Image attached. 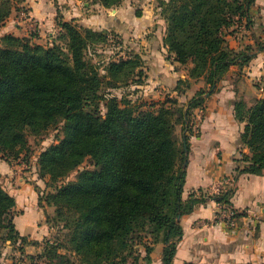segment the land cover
<instances>
[{
  "label": "trees",
  "instance_id": "16d2710c",
  "mask_svg": "<svg viewBox=\"0 0 264 264\" xmlns=\"http://www.w3.org/2000/svg\"><path fill=\"white\" fill-rule=\"evenodd\" d=\"M24 1L0 0V28ZM78 1L112 9L122 0ZM254 1H160L167 58L188 66L186 78L179 79L174 90L180 95V85H189L190 80L202 79L208 86L185 105L166 96L158 105L139 109L123 96H110L114 89L144 85L145 67L142 56L132 53L109 61L100 74L88 53L108 41L105 30L71 19L57 21L58 33L47 46L32 41L36 33L0 37V159L7 163L19 159L27 153L29 136L59 128L57 142L38 155V175L54 185L44 197L48 206L55 207L47 222L63 224L82 264L111 262L139 232L153 236L155 244L162 241L160 264H172L182 237L177 216L192 212L207 199L231 205V189L199 198L190 194L182 200L183 165L189 153L186 132L191 110L201 108L231 67L242 69L252 60V48L236 51L228 46L226 35L238 24L246 29L254 24L249 12ZM232 115L244 123L240 139L249 152L238 160L244 165L236 170L261 175L264 92L261 97L236 99ZM88 157L92 169L64 182ZM15 206L14 197L0 183V231L5 240L20 244L26 239L13 222ZM151 251L146 249L143 261L149 263ZM48 256L49 264H71L55 249Z\"/></svg>",
  "mask_w": 264,
  "mask_h": 264
},
{
  "label": "crops",
  "instance_id": "0c3cea01",
  "mask_svg": "<svg viewBox=\"0 0 264 264\" xmlns=\"http://www.w3.org/2000/svg\"><path fill=\"white\" fill-rule=\"evenodd\" d=\"M81 4L85 6L88 3L78 0H25L12 10L0 28V37L5 34L29 37L36 33L37 36L32 39L41 44L39 39L43 30H49L48 39L52 41L59 30L58 20L75 19L82 26L94 28L91 27L93 19L84 15ZM92 6L106 10L98 5ZM21 11H25L29 17H23ZM249 12L255 22L250 28H244L243 33L250 35L242 40H238L237 33L230 34L229 37L240 41V47L236 51L242 50L245 45L254 47V35L258 37L257 42L261 48L255 50L248 66L242 68L243 73L258 80L264 75V0H255ZM163 35L164 33L160 34L158 42L148 47V52H152L151 61L145 63L144 69L148 74L151 71L156 80L147 79L146 86L149 88L162 82L169 84L172 94H176V82L180 78H186V75L178 73L172 67L176 63H159L157 60L158 56L167 54L162 43ZM235 69L237 67H231L230 70ZM236 93V88L233 91L224 87L219 94L208 99L204 110L199 111L202 115L196 124L198 134L188 136L189 153L185 164L182 200H187L190 194H194L196 198L213 195L214 188L219 185L220 192L232 190L231 205L242 216L235 228H229L216 221L214 201L207 199L204 203L196 204L192 212L180 216L182 237L176 246L172 264H264V170L261 175L240 174L236 170L244 165L238 160L242 155L248 154V149L242 146L240 139L244 123L236 121L232 115ZM16 169L12 163L8 164L0 159V178L11 176ZM228 178L233 180L232 184L224 183ZM9 194L14 197L17 208L29 203L24 197L16 196V193ZM15 224L21 236L32 235L36 230L34 223L25 218L20 219V223L16 220ZM152 264H160V260Z\"/></svg>",
  "mask_w": 264,
  "mask_h": 264
},
{
  "label": "rangeland",
  "instance_id": "374dc122",
  "mask_svg": "<svg viewBox=\"0 0 264 264\" xmlns=\"http://www.w3.org/2000/svg\"><path fill=\"white\" fill-rule=\"evenodd\" d=\"M160 1L161 0H122L119 6L106 10L95 8L89 4L85 6L83 4L80 5L84 15L89 19H93L91 27L94 28L92 29L105 30L109 36L105 44L95 47L93 51L91 50L88 53V57L98 68L100 74L105 73L103 68L109 61L125 59L132 53H138L145 57V59H142L144 67H146L145 63L151 61L150 57L152 52H148V47L158 42L160 34L165 32L163 19L159 15ZM241 25L244 26L243 23H241ZM235 28H230V33H237L236 36L238 40H242L250 35L243 33L245 29ZM48 31L49 30H43L42 36L39 39L41 45L47 46L51 43L48 39ZM229 35L230 34L226 35L228 46L230 48L234 47V50L239 48L240 41L231 40ZM32 41L38 43V41H34V39H32ZM230 41L233 42L231 43ZM244 45L245 44H243V46ZM245 47H250L249 50L252 48V52H255L257 48H255V45L254 47L245 45L242 49ZM158 58L157 60L159 63H164V61L168 64L171 63L165 53L162 57L158 56ZM172 67L176 68L178 73L186 75L188 66L177 64ZM144 75L145 78L143 81L145 82V86L147 85V79L152 81L156 80L153 78V73L151 71L148 74V71L144 70ZM144 85L139 87L130 85L114 89L110 91V96H115L117 98L123 96V98L130 101L132 106L138 107L139 109H147L161 103L166 96H170L171 98L176 97L180 104L185 105L189 99L199 91L204 92L208 90V86L202 79L190 80L189 85H180V95H177V93L172 94L171 86H169V84L165 85L162 82L154 86L151 85L149 88ZM162 85L164 86L162 87ZM224 87L233 91L236 88L237 99L243 96L247 98L258 97V95H262L264 92V75L256 80L254 77L247 76L242 72V69L238 67L235 70H229L224 77L217 82L216 89L207 97L201 108L196 109L198 112H195L196 110H191L190 124L186 132L188 136H196L198 134L199 128L196 124L199 123V119L202 115L199 111L204 110L208 99L214 94H219ZM176 133L178 137L181 136L180 126L176 127ZM59 135V128H51L42 136H29L26 155L24 152L19 159L11 162L12 165L17 167L16 172L11 176L6 175L0 178L1 185L8 193H16V196L24 197V199L29 201V203H26L22 208H14V224L16 220L20 223V219L25 218L34 223V229H36L32 235L25 236V242L20 244L5 240L3 232L0 231V264H49L50 259L48 255L52 249L64 255L70 260L71 264H82L80 257L77 256L70 247L67 231L63 228V224H52V222H47L48 219L54 217L55 207L48 206L44 202V197L47 193L53 191L54 185L49 183L47 178L40 179L38 175V155L48 146L55 144ZM92 167V160L88 157L77 170L69 174L64 182L74 181L80 171L89 170L92 169ZM40 196L41 200H39ZM137 235L138 237L133 235L134 237L128 242L127 247H125L118 256L113 257L111 262L107 264H112V262L116 264H152L154 261L160 260L162 254L161 246H163L162 241H159L157 245L154 243L153 236L143 232H139ZM147 248L152 249L149 254V263L142 260V257H146L147 255Z\"/></svg>",
  "mask_w": 264,
  "mask_h": 264
},
{
  "label": "built area",
  "instance_id": "2783aa9c",
  "mask_svg": "<svg viewBox=\"0 0 264 264\" xmlns=\"http://www.w3.org/2000/svg\"><path fill=\"white\" fill-rule=\"evenodd\" d=\"M21 14L23 17L28 18L25 11H21ZM237 28L244 29L245 27L241 24L236 25ZM224 183L226 184H232L233 180L230 178L225 179ZM215 194L220 193V187L217 185L214 188ZM241 214L237 209H235L232 205H222V204H216V221L223 223L229 228H235L237 225V215Z\"/></svg>",
  "mask_w": 264,
  "mask_h": 264
},
{
  "label": "water",
  "instance_id": "95a60500",
  "mask_svg": "<svg viewBox=\"0 0 264 264\" xmlns=\"http://www.w3.org/2000/svg\"><path fill=\"white\" fill-rule=\"evenodd\" d=\"M183 167H185V164L183 165ZM179 219H180V215L177 216V220H179Z\"/></svg>",
  "mask_w": 264,
  "mask_h": 264
}]
</instances>
